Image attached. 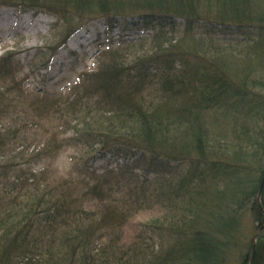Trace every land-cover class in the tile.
Returning <instances> with one entry per match:
<instances>
[{
	"label": "trees",
	"instance_id": "obj_1",
	"mask_svg": "<svg viewBox=\"0 0 264 264\" xmlns=\"http://www.w3.org/2000/svg\"><path fill=\"white\" fill-rule=\"evenodd\" d=\"M0 7L45 11L64 23L67 35L50 57L97 20L148 19L160 28L136 48L146 51L142 64L122 41L100 52L102 62L68 93L30 108L15 55L0 56V178H16L20 190L0 196V264H233L237 254L239 264H264V123L256 121L264 119V0H0ZM177 21L184 27L173 40L165 27ZM196 23L250 27L261 39L197 36ZM23 107L56 121L32 123L40 140L29 154ZM68 132L74 138L65 139ZM73 143L88 146L74 157L80 168L116 145L190 168L174 184L140 180L129 165L114 172L107 164L93 185L39 182L42 169L20 173ZM156 208L165 214L149 229L167 245L155 249L144 238L125 246L127 220ZM246 213L254 232L244 243ZM39 221L44 230L34 243Z\"/></svg>",
	"mask_w": 264,
	"mask_h": 264
},
{
	"label": "rangeland",
	"instance_id": "obj_2",
	"mask_svg": "<svg viewBox=\"0 0 264 264\" xmlns=\"http://www.w3.org/2000/svg\"><path fill=\"white\" fill-rule=\"evenodd\" d=\"M8 23L11 25L10 27L6 26ZM105 27L106 24L103 20L92 22L90 25L84 27V31L82 30L89 37L87 42L91 43L79 46V48H76V51L68 50L66 44L71 39V37H68L65 45L59 46L60 48L58 47L50 57L52 50L67 35L65 24L61 21L59 22L58 18L45 11L31 9L22 11L19 8L0 7V56L5 53H13L15 55L14 59L19 64L18 76L20 79L24 78L21 83V87L25 92L23 99L25 104L29 105V108L31 103L44 104L42 101L55 99L57 97L53 96L68 93L78 83V78L82 73L95 70L98 64L102 62L103 57L101 58L100 52L108 48L112 50L116 49L122 41L126 42L127 46H135L132 51L135 52L136 58H139V64H142L148 58L142 55L146 51L144 49L137 50L136 48H146L142 47L141 43H149L151 34L160 29L151 20L140 18L120 19L116 23H113V26L110 27V30L107 29V31ZM183 27V22L177 21L173 30L169 26L165 27V29L175 34V36H171L175 40L182 33ZM112 28H114L113 31L111 30ZM193 33L202 37L208 35L215 38L243 41L245 43L258 42L261 39L260 31L257 29L238 26H218L206 23H196ZM85 42L83 41V43ZM146 46L148 47V44ZM58 56H60L59 61L57 59ZM175 65V70H178L181 66L179 63ZM156 70L154 67L150 73L154 74ZM30 96L37 100L31 101ZM20 110L23 111V114L18 119L28 121L27 129L23 131L24 138L27 140L24 145L32 144L28 147L29 154L40 140L39 135L35 138L33 137L35 127L32 123L42 122L48 128L49 125L55 124L56 121L51 115L49 117L43 115L39 119L33 118L32 112L26 107ZM256 121L259 122L257 128L263 127L264 119H262L261 115L258 116ZM43 133L44 131L40 135ZM64 138L71 139L74 138V135L68 132ZM34 139L35 142H33ZM87 149L88 146L82 147L80 143L69 144V146L63 147L59 151L58 157L54 160H45L44 163L30 167L31 169L29 170L23 168L25 167L23 165L20 173L24 174L27 171L38 173L42 169L45 170V173L44 176L38 179L39 182H62L64 180L80 179L93 185L95 183L94 179L104 174L107 168L108 170L112 169L114 172H117L118 168L129 165L132 166L134 174L140 180L147 178L149 181L159 180L160 183L174 184L190 168L187 163L179 161L171 163L165 158L150 154L148 151L126 145H116L110 153H105L101 159L86 163L85 168H80L81 161L76 162L74 157H80ZM19 150L15 144L13 151L19 152ZM0 162L3 163L2 160ZM2 163H0V167ZM107 164H111V167L107 166L105 168ZM10 180V182L5 183L4 179L0 178V196H13L20 192V190L12 185V182L16 183V178L15 180ZM164 214V210L158 208L146 209L136 213L134 217L127 220V223L121 230L122 243L128 246L139 239L147 238L149 243L155 245V249L160 248L161 245H167L168 241L163 235L157 236L149 229L151 222L162 217ZM40 222L37 230L31 235V241H34V243L38 240L36 237L41 235L44 230L43 221ZM253 225L252 216L246 213L242 218L244 243H247L252 238L254 232ZM33 238L36 239L34 240ZM245 251L246 247L243 248V252ZM240 256V254L235 256L233 264H239L242 259ZM15 262H17V259H14L12 263L14 264Z\"/></svg>",
	"mask_w": 264,
	"mask_h": 264
},
{
	"label": "bare ground",
	"instance_id": "obj_3",
	"mask_svg": "<svg viewBox=\"0 0 264 264\" xmlns=\"http://www.w3.org/2000/svg\"><path fill=\"white\" fill-rule=\"evenodd\" d=\"M11 25H12V22H11ZM11 25H6L8 27H10ZM86 27V26H84ZM84 27L83 28H80L78 29L74 34H72L70 37L71 39L67 42L66 44V48L69 50H75L76 51V48H79V46L85 44V45H88V43H91V42H87L89 40V37H87L86 35V32H83L84 30ZM83 30V31H82ZM69 37V38H70ZM66 41V40H65ZM83 41H86L85 43H83ZM65 45V42L63 44V46ZM60 56H58V61L60 60L59 58ZM57 61V60H56Z\"/></svg>",
	"mask_w": 264,
	"mask_h": 264
},
{
	"label": "water",
	"instance_id": "obj_4",
	"mask_svg": "<svg viewBox=\"0 0 264 264\" xmlns=\"http://www.w3.org/2000/svg\"><path fill=\"white\" fill-rule=\"evenodd\" d=\"M258 233V232H257Z\"/></svg>",
	"mask_w": 264,
	"mask_h": 264
}]
</instances>
